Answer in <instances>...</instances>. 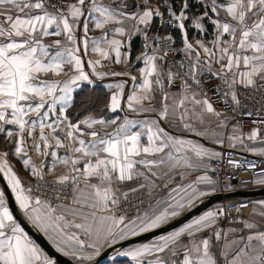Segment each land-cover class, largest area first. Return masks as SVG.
Here are the masks:
<instances>
[{"label": "snow or ice", "instance_id": "obj_1", "mask_svg": "<svg viewBox=\"0 0 264 264\" xmlns=\"http://www.w3.org/2000/svg\"><path fill=\"white\" fill-rule=\"evenodd\" d=\"M157 20L166 34H152ZM95 30L100 36L89 35ZM105 77L128 78L106 85L104 107L122 117L93 114L84 107L92 97L74 98ZM77 107L88 114L74 120ZM238 116L255 117L250 133ZM262 130L264 0H0V137L10 145L0 150V176L23 221L71 264H98L107 249L132 264H264V200L209 209L126 243L233 189L210 174L222 153L203 140L264 156ZM247 169L254 176L244 183L264 187V167ZM8 191L0 185V264H57L22 226ZM248 203L241 229L216 227L227 208L240 213Z\"/></svg>", "mask_w": 264, "mask_h": 264}, {"label": "built area", "instance_id": "obj_2", "mask_svg": "<svg viewBox=\"0 0 264 264\" xmlns=\"http://www.w3.org/2000/svg\"><path fill=\"white\" fill-rule=\"evenodd\" d=\"M158 32L161 35L166 34L169 30L166 28H160L158 20L156 22ZM171 35L173 36L172 32ZM173 38L176 40L175 47L179 48V42L177 39L173 36ZM175 55V59L178 61L182 58L181 53H169V57H172ZM169 65L173 63V60L170 58L167 62ZM209 95H212L211 90L209 91ZM219 97H213V103L218 104V107L222 110L223 104L218 103ZM260 104L256 103H250L248 104V109H252L255 111V109L259 108ZM247 110V109H246ZM255 117H237L238 120L242 121V130H247L249 128H254L255 125L252 124V119ZM236 122V121H235ZM261 136H264V130L261 131ZM220 152L222 153L221 158L212 160L211 166L216 168L218 171L216 173H211L215 179H218L221 184L225 182L226 179L230 180L231 185L233 186V189H235L236 185H239L241 183H244V181H250L253 176L254 172L253 170L247 169V164L250 161H256L257 162V168L264 167V156H257L251 152L244 151L243 149L239 148H229L225 144L224 146L220 147ZM231 152L232 155L229 157L227 153ZM229 159H232L235 162L240 163L243 165V167H233V165H230L228 163ZM231 191V190H229ZM227 192V191H221V193ZM247 201H251L250 198H227L223 203L222 206L225 205H238L240 203H244ZM251 208V203L247 204V207L243 208L240 213H237L236 207H229L227 208V212L230 213V216L228 218H222L221 222H229L231 219L235 218L236 224H239L240 219L244 218L248 215L249 210Z\"/></svg>", "mask_w": 264, "mask_h": 264}, {"label": "crops", "instance_id": "obj_3", "mask_svg": "<svg viewBox=\"0 0 264 264\" xmlns=\"http://www.w3.org/2000/svg\"><path fill=\"white\" fill-rule=\"evenodd\" d=\"M100 34H101V30H95V31H91V32L89 33L90 36H100ZM79 35H80V33L78 32V37H79ZM179 37H180V36H179ZM139 39H140V42H141V38H139ZM180 46H181V45H180ZM140 51H141V46H140L139 49L137 50L136 55H137ZM181 54H182V53H181ZM90 55L94 56V54H90ZM136 55H135V56H136ZM135 56L132 58L133 61H135ZM105 63H107V62H105ZM142 66H143L142 63H136L135 68L132 70V74H133V75H136V74H137L136 69H138V68H140V67H142ZM115 67H116L117 70H123V66H121V65H116ZM127 79H128L127 77H105L102 81H97L96 83H100L101 85H103V86L106 87V85L109 84V83H116V82H118V81H120V80H127ZM130 87H131L130 84L126 85V87H125V91L128 92V91L130 90ZM106 88H107V87H106ZM85 115H86V114H85ZM117 115H120V116L122 117V116H123V113H117ZM81 118H83V117H81ZM232 123L235 124L236 122L233 121ZM252 129H253V128H249V129H247V130H242V129H241V131H242V133L247 134V133H250V132L252 131ZM228 131H229V132L231 131V125L229 126V130H228ZM190 138H192V139H197L196 137H190ZM202 142L205 143L207 146H209V147H213V148H215L216 151H219V152H220V147H221L220 145L210 144L207 140H203ZM246 143H249V145H250L251 147H258V146H260L259 144H254V143L249 142V141H246ZM226 145H227V144H226ZM9 147H10V145H9L7 142H4V141H3V138L0 137V150H4L5 148H9ZM237 148H239V149H243V148H241V147H239V146H238ZM8 159H9V162L14 166V168H15L16 170H18L19 174H20L22 177H24L25 179H27V178H28V173L23 169L22 165H21V164H20V163L14 158V157H12V156H9ZM209 163L211 164V161H210ZM210 174H211V173H210ZM260 187H261V186H258V185L254 184V183H241V184H239V185H236V187H235L234 190H236V189H245V188H246V189H253V188H260ZM233 198H250L251 201H259V200H264V195L255 196V197H250V196H248V197L236 196V197H233ZM225 200H226V199H225ZM225 200H222V201H220V202H215L214 204H212V205L209 206L208 208L202 210V211L199 212L198 214L192 216L191 218H189L188 220H186L185 222H183V223L180 224L179 226H177V227H175V228H173V229H171V230H169V231H166V232H172V231H174V230L180 228V227L183 226L185 223H187L188 221H190L193 217H195V216H199V215H201L203 212H205V211H207V210H209V209H214V208L222 207V203H223ZM252 211H253V205H252V203H251V208H250V210H249V213H248V215H247L246 217H244L243 219H248L249 216L251 215ZM257 211H259V209H258ZM216 227H217L218 229H222V230H224V231H227L228 229L233 228V227L239 230V229H241V228L243 227V225H242L241 223L236 224V223L221 222V221H220L219 224H218ZM246 233H247V230H244V232H241L240 234H241V235H244V234H246ZM161 234H163V233H161ZM161 234H159V235H161ZM159 235H157V236H159ZM201 235L207 237V236L211 235V233H210V232H205V233H202ZM149 239H152V237H151V238H148V239H145V240H142V241H139V242L132 243V244L136 245V244H139V243H142V242H147ZM185 242H187V241H185ZM213 243H214V244L217 243V242L215 241L214 238H213ZM213 250L216 251L215 248H214ZM116 259H119V260L121 259V260H122L121 263L118 261L119 263L117 262V264H128L129 262H130V264H132V261H131L130 258H128V257H122V256H121V257H117ZM221 259H222V258H221Z\"/></svg>", "mask_w": 264, "mask_h": 264}, {"label": "water", "instance_id": "obj_4", "mask_svg": "<svg viewBox=\"0 0 264 264\" xmlns=\"http://www.w3.org/2000/svg\"><path fill=\"white\" fill-rule=\"evenodd\" d=\"M0 185H3L5 187V190L8 191L6 185L4 184L2 176H0ZM260 195H264V187L253 188V189H246V188L245 189H236V190H231V191H227V192H223V193L219 192L218 194H216L214 196L206 198L205 203L201 204L197 209H194L193 211L186 213L185 215L181 216L178 220L171 222L167 226L166 229L157 230L155 233H149L146 236L135 238L134 240L128 241L126 243L139 242V241L151 238V237H153V235L157 236L161 233L169 231V230L179 226L180 224H182L183 222H185L186 220H188L192 216L198 214L202 210L208 208L209 206H211L215 202H220V201L225 200L227 198H232V197H236V196L255 197V196H260ZM8 200H9L10 208L16 210L14 214H16L17 218L19 220H21L22 226L25 227V230L29 233L31 238L34 239L47 252V254H49L51 257L55 258L57 260V264H71V262L69 261L68 258L63 257L61 254L55 252V250L51 247V245L48 243V241L41 234L37 233L35 230H33L31 228V226L29 224H27L25 221H23V218L20 216V214L18 212L17 206L15 205V202H14V198L11 196L10 191H8ZM112 254H113L112 249H107L105 251H102L101 257L97 258L98 264H106L107 261L109 260V257Z\"/></svg>", "mask_w": 264, "mask_h": 264}, {"label": "trees", "instance_id": "obj_5", "mask_svg": "<svg viewBox=\"0 0 264 264\" xmlns=\"http://www.w3.org/2000/svg\"><path fill=\"white\" fill-rule=\"evenodd\" d=\"M156 22L157 21H154L152 34H155L158 31ZM172 34L177 39V41L179 42V45H181L179 33L173 31ZM140 46H141V42H140L139 37H137L134 39V41L132 43V58L136 55L137 50L139 49ZM81 89H83V91H81ZM93 89H94V91H93ZM76 93H79V96H77ZM73 95H74V98L77 100V104H79L80 100L86 99L88 97H92L94 99L95 103H93L92 105H85L84 107L90 108V110L93 114L100 112V113H102L104 118H113L115 115H117V114H114V113L108 111L104 107V105L107 101V97L110 95V93H109V90L105 86L101 85L100 83L88 85L87 87H85L83 84H81V88L77 89ZM85 114H87V113L84 111L83 108H80V107H77V109L71 113L74 120L77 117L80 118L81 116H83ZM118 261L121 263L122 260L116 259L115 262L114 261L108 262L106 264H117Z\"/></svg>", "mask_w": 264, "mask_h": 264}, {"label": "rangeland", "instance_id": "obj_6", "mask_svg": "<svg viewBox=\"0 0 264 264\" xmlns=\"http://www.w3.org/2000/svg\"><path fill=\"white\" fill-rule=\"evenodd\" d=\"M91 105H92V104H91ZM87 114H88V113H87ZM83 116H84V115H83ZM83 116H81V117H83ZM81 117H80V118H81ZM113 255H114V253H113L110 257H112ZM110 257H109V260L107 261V263H108V262H113V260L110 259ZM128 264H130V262H129Z\"/></svg>", "mask_w": 264, "mask_h": 264}]
</instances>
